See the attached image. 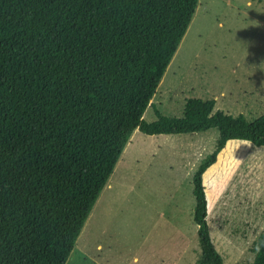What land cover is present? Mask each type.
<instances>
[{"label": "trees", "instance_id": "16d2710c", "mask_svg": "<svg viewBox=\"0 0 264 264\" xmlns=\"http://www.w3.org/2000/svg\"><path fill=\"white\" fill-rule=\"evenodd\" d=\"M197 0H0V264H66L132 134L217 130L192 176L197 264H223L203 175L228 141L264 147V113L143 119ZM250 264H264V229Z\"/></svg>", "mask_w": 264, "mask_h": 264}, {"label": "rangeland", "instance_id": "374dc122", "mask_svg": "<svg viewBox=\"0 0 264 264\" xmlns=\"http://www.w3.org/2000/svg\"><path fill=\"white\" fill-rule=\"evenodd\" d=\"M190 25L144 112L181 118L186 100L213 113H264V0H197ZM217 130L147 136L136 130L66 264H197L191 176ZM206 222L223 264H250L264 229V147L228 141L203 175Z\"/></svg>", "mask_w": 264, "mask_h": 264}, {"label": "crops", "instance_id": "0c3cea01", "mask_svg": "<svg viewBox=\"0 0 264 264\" xmlns=\"http://www.w3.org/2000/svg\"><path fill=\"white\" fill-rule=\"evenodd\" d=\"M70 257V256H69ZM68 261V260H67Z\"/></svg>", "mask_w": 264, "mask_h": 264}]
</instances>
